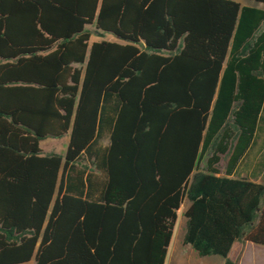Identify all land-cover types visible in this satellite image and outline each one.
I'll return each instance as SVG.
<instances>
[{
    "label": "trees",
    "instance_id": "16d2710c",
    "mask_svg": "<svg viewBox=\"0 0 264 264\" xmlns=\"http://www.w3.org/2000/svg\"><path fill=\"white\" fill-rule=\"evenodd\" d=\"M263 74L237 0H0V264H164L184 199L199 257L264 247V184L230 178Z\"/></svg>",
    "mask_w": 264,
    "mask_h": 264
},
{
    "label": "crops",
    "instance_id": "0c3cea01",
    "mask_svg": "<svg viewBox=\"0 0 264 264\" xmlns=\"http://www.w3.org/2000/svg\"><path fill=\"white\" fill-rule=\"evenodd\" d=\"M260 9H264V8H260ZM110 37L112 39H108L107 41L119 42L112 36ZM98 41H100V39L93 40L92 42L89 41V43L91 44L93 42H98ZM45 141L46 140L40 142V148L44 154H45V150L43 148V143ZM225 167L226 164H224V166L222 167L221 175L224 174ZM230 178L246 179L254 183L264 184V102L258 117V122L253 135L252 143L247 149V151L244 153V155L236 163ZM188 206H189V202L186 205V209ZM179 210L180 208L177 210L176 215L179 212ZM247 244L250 243L243 244L240 242H235L232 245L231 250L228 254V259L230 260L231 263L243 264L246 255ZM169 247H170V242L167 248L164 264H225L222 258H221L222 259L221 262H216V263L212 260H209L212 259L210 257H217V256L199 257L196 253L192 254L191 252L192 248L189 245L184 244L183 239H182V246H180L179 244H175L170 254H168ZM188 247L191 250H189ZM168 255H169L168 262H166Z\"/></svg>",
    "mask_w": 264,
    "mask_h": 264
},
{
    "label": "rangeland",
    "instance_id": "374dc122",
    "mask_svg": "<svg viewBox=\"0 0 264 264\" xmlns=\"http://www.w3.org/2000/svg\"><path fill=\"white\" fill-rule=\"evenodd\" d=\"M237 1L242 6L264 8V5L256 4L253 2L243 1V0H237ZM98 39L99 38L96 36H91L90 42H92L93 40H98ZM103 39L108 40V39H112V38L110 36H105ZM263 79H264V74H263ZM67 140H68L67 136L62 138V139H46V141L43 143V148L45 150V154L57 153V154L63 155L65 152V149H66ZM205 159H206V157H204L202 159V161L199 165L200 169H202L204 167ZM224 164H225V159H221V161L219 163V170L220 171L222 170V167L224 166ZM187 204H188L187 200L184 199L181 206H180V210L177 213V219H176V223L174 225L168 254L171 253L175 244H179L180 246H182V239H183L184 232H185V218H184L183 214H184V211L186 209ZM189 250H191V249L189 248ZM191 252H192V254H195L194 251L191 250ZM168 258H169V255L167 256L166 262H168ZM210 258H212V259H209V260H212L215 263L221 262V260H222L220 257H210ZM26 264H34V260L32 259L30 262H28ZM243 264H264V248L254 246L251 244H247L246 255H245Z\"/></svg>",
    "mask_w": 264,
    "mask_h": 264
}]
</instances>
